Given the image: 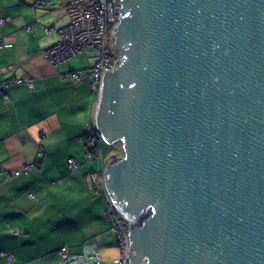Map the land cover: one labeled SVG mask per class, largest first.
<instances>
[{"label": "water", "instance_id": "water-1", "mask_svg": "<svg viewBox=\"0 0 264 264\" xmlns=\"http://www.w3.org/2000/svg\"><path fill=\"white\" fill-rule=\"evenodd\" d=\"M94 124L129 264H264V0H115Z\"/></svg>", "mask_w": 264, "mask_h": 264}, {"label": "crops", "instance_id": "crops-1", "mask_svg": "<svg viewBox=\"0 0 264 264\" xmlns=\"http://www.w3.org/2000/svg\"><path fill=\"white\" fill-rule=\"evenodd\" d=\"M0 17L6 18L0 26V83L22 80L0 89V251L14 255L11 261L1 257L0 264H60L61 248L76 253L92 239L108 264L119 248L104 216L107 196L94 192L88 175L111 161L101 148L96 157H85L84 125L97 96L86 71L70 76L94 60L80 54L53 65L44 58L58 38L45 26L67 22L61 4L42 8L32 0H0ZM69 157L77 169L67 166ZM27 163L29 172L5 178V170Z\"/></svg>", "mask_w": 264, "mask_h": 264}, {"label": "built area", "instance_id": "built-area-1", "mask_svg": "<svg viewBox=\"0 0 264 264\" xmlns=\"http://www.w3.org/2000/svg\"><path fill=\"white\" fill-rule=\"evenodd\" d=\"M34 6L49 8L53 4H61L67 14V22L63 26H45L46 34L55 32L58 38L44 49V58L53 65L65 62L80 54L94 60V63L86 69H77L70 72L74 79L79 78L83 71L91 77V89L96 93V102L93 106L92 119L84 125L86 138L85 157L94 158L91 148L95 146L99 138V132L94 124V116L101 86L103 74L115 66L117 57L112 49V33L118 22L119 14L116 12L119 5L115 0H32ZM6 20L0 17V26ZM21 79L9 78L0 83V89H5L11 84L20 83ZM30 84V83H29ZM6 97V96H5ZM67 166L71 170L79 167L73 157L67 158ZM31 164H23L14 170H5L4 176H16L29 172ZM104 168L98 172H90L89 182L94 192H102L104 188ZM107 196V195H106ZM110 228L116 236L119 254L110 259L108 264H129L128 235L131 225L121 216L111 199L107 196L104 210ZM60 264H104L96 239L85 242L81 250L69 253L65 248L59 250ZM11 261L14 257L10 251H0V258Z\"/></svg>", "mask_w": 264, "mask_h": 264}, {"label": "rangeland", "instance_id": "rangeland-1", "mask_svg": "<svg viewBox=\"0 0 264 264\" xmlns=\"http://www.w3.org/2000/svg\"><path fill=\"white\" fill-rule=\"evenodd\" d=\"M99 144L106 161H111L113 157H119L122 154V149L119 142H114L112 145H110L99 135Z\"/></svg>", "mask_w": 264, "mask_h": 264}, {"label": "trees", "instance_id": "trees-1", "mask_svg": "<svg viewBox=\"0 0 264 264\" xmlns=\"http://www.w3.org/2000/svg\"><path fill=\"white\" fill-rule=\"evenodd\" d=\"M91 152L96 157L100 153V147H99V138L98 141L96 142L95 146L91 148Z\"/></svg>", "mask_w": 264, "mask_h": 264}]
</instances>
